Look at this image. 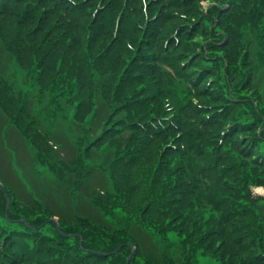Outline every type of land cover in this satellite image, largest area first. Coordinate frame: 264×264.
Here are the masks:
<instances>
[{
	"label": "rangeland",
	"instance_id": "1",
	"mask_svg": "<svg viewBox=\"0 0 264 264\" xmlns=\"http://www.w3.org/2000/svg\"><path fill=\"white\" fill-rule=\"evenodd\" d=\"M102 1H106L104 5L109 3L108 0H22L20 4L6 5L5 9L0 8V78L2 79L0 93L3 94L7 102V105L4 106L3 101L0 100V179L14 187L17 192L14 197L11 192L7 191V186H1L5 190L6 196L5 210H3L5 215L11 214L16 219L26 218L35 221L41 214L50 215L48 213L50 209L62 212L63 215L68 216V219L72 212L89 216L99 226L96 229L95 237L103 239L116 236V243L122 247H128L124 253V263L126 262V264H130L133 257L135 262H138L137 264H156L145 254L155 255L157 258L160 255L162 260L160 264H174L175 258L184 260L183 253L179 256L177 251L179 249L182 252H184L183 249L187 250L190 246L187 242L189 243L190 240L197 248L194 252L195 256L192 257L189 264H247L256 261V259L259 260L257 250L252 252L251 250L259 248L264 254V230H261L262 232L255 242L247 244L248 237H240L244 231L236 230L238 226L234 227L238 221L231 223L224 218L227 211L225 200L228 192L225 189L236 188L235 176L243 174L241 171L234 170L235 168L231 170L232 168L226 167L243 155L240 147L251 137L249 131L234 130L233 137H230L228 141L232 143L234 150L226 155V161L222 165H217L209 170L205 169L206 162L198 161V158L204 154L215 153L218 146L213 144L212 149L196 151L192 157L191 152L184 148L181 141L184 132H192L193 126H187L188 123L184 130L176 129L171 136H153L149 144L143 142L145 135L135 136L139 129L142 130L140 133L146 130V134L154 135L151 128L142 126L150 121L153 123L159 117L175 118L179 108L172 97L156 94L158 83L154 82L155 79L152 76L144 74L142 67H136L137 62L128 63L133 61L136 52L121 51L112 60L114 63L116 61V64L105 73H100L95 66L88 64L89 58L84 56L86 54L83 51V35L85 28L90 27L92 17L99 13L98 9L102 5ZM212 3L214 0H199L198 4L196 3L188 10L193 12L192 9H194L197 18L199 17L198 12L207 13ZM89 5L90 7H88ZM83 8H86L84 11L86 15L80 18L79 15ZM188 10H180L179 20H175L177 24L189 19L183 15L185 13L189 15L190 23L192 22L193 15ZM109 13L106 10L100 14L103 16ZM68 16L73 18V22L68 21ZM22 18H24V23L18 26L19 20ZM247 20L253 21L249 17ZM15 26H18L17 29ZM225 26L228 27L227 30L230 31L228 35H232L234 43L241 39H257L256 34L261 35L264 32L262 24L257 25L255 29L248 22L238 29H232L227 24ZM52 31L55 32V37L60 34L64 36L69 59H75L82 73L85 71L90 81L92 80V85H89L86 90L90 100L98 99L97 105L92 102L81 105L79 100L64 102L65 98H76L68 93L64 83L60 82V78L56 76V69L64 72V61L55 60L57 65L54 64V67H50V69L45 65L46 70L44 71L47 73L37 81L28 78L26 68H30L29 65H26L16 50H13V47L19 42L18 37L21 36V42L29 45L34 43L33 39L24 35L27 32L35 33L39 40H43L46 34ZM108 31L111 30L108 28ZM195 33L192 36L193 44L189 49L190 54L199 52L200 45L207 38H213L207 32ZM25 38L28 40L26 43L24 42ZM124 42L127 46L132 44L129 41L124 40ZM4 45L9 46L12 51L9 52ZM42 48L43 46H39V52ZM187 51V48L180 50V52ZM261 51L263 48L259 44L254 45L251 50V53H254L252 58L255 59L254 61L250 60L249 68L253 71L244 72H250L252 81L247 83L246 90L242 94L254 97L257 104L264 107V60L260 57ZM215 52L216 49L213 48L212 53ZM220 53L223 54L224 51L222 53L221 50ZM127 64L130 66H126ZM221 70L223 71L222 68ZM167 71L174 75L172 68L167 67ZM139 72H143V75L137 76L136 74ZM30 75H33L32 69ZM33 76L36 80L37 76ZM246 76L248 75L246 74ZM211 78L213 76L208 79L210 88H212L211 94L202 92L206 86L201 81L197 85L196 91L195 88L190 87L185 93L176 97L179 106H187L185 112H188L191 106V110L204 123L207 120L202 119L201 116H204L208 110L195 111L199 105L204 107L226 105L218 97L221 83L218 80H211ZM177 80L178 78L172 79L170 84ZM126 86L128 89L125 90ZM177 87L179 90L182 89V84ZM129 88L132 91H128ZM253 90L254 92H252ZM114 92H120L123 97L115 104L108 106L105 100L110 99ZM6 94L8 97H5ZM59 94L62 97L59 99L61 104L56 107L54 106V97ZM243 107L249 108L248 106ZM97 109L106 114L109 113V109H114V111L111 112L109 119L108 117H99L101 122L94 123V113ZM185 112L181 111L180 117L189 122L188 113ZM236 112H240V109H237ZM12 118L16 122V127L7 124ZM24 118L34 121L42 135H36L34 129L27 126ZM23 130L27 132V136L31 138L35 147L28 144L25 138L27 136H24ZM220 130L214 137L213 143L220 142L224 138V133ZM181 132L182 134L179 135ZM258 135H260L259 132ZM237 136H242V138L239 139ZM236 138L240 145L234 144ZM46 143L52 148L47 147ZM39 147H42L44 154L42 158L35 161L34 157L36 152H39ZM255 148H259V146L255 145ZM137 156H139V162H136L138 165L135 163V167H133L132 163L129 167L132 157L137 158ZM244 157L250 159L245 155ZM61 158L66 165L54 163ZM163 160L169 162L167 171L170 174L173 168H176V173H179L177 182L179 181L180 184L176 191H181L179 194L185 193L180 195L184 197V203L180 204V208L187 214L188 221H196L200 224V234L190 231L192 223L179 221V218L174 217L173 211L167 213V205L163 211H157L156 208L162 204L159 200V205L152 203L151 207L161 215L147 216L146 214L143 216L148 227L146 233L149 234L144 235L136 226L133 229V232L143 240L141 248L133 240L134 238L124 234L129 232L126 229L135 221L131 215L135 213L140 215L142 213L140 210L150 206L151 203L147 197L144 202L141 200L143 198L134 200L133 186L139 181V169L142 170L149 166V169L156 170L158 166L162 165ZM234 167L236 166L234 165ZM259 167H261L260 171L257 168H252L251 171L244 173V176L256 179L254 185L248 189L251 191L248 192V197L240 199V203L243 207L256 213L261 222L260 226L263 228L264 222L256 212V206L259 197L264 199V163ZM243 168H245L244 165ZM129 169H133L130 176H128ZM162 169L159 171L163 172ZM199 169L201 177L199 183L191 187L185 186L184 181L188 180V176H191L192 170L197 175ZM221 173L224 175L220 176ZM165 181L166 178L163 182ZM228 182H230V188L227 185ZM216 185L225 187L223 194L213 190ZM131 189L133 192L130 195ZM161 189L164 190L163 187ZM190 190H193L192 193H189ZM237 190L239 193H246V183L242 190ZM135 194L137 193L135 192ZM159 195L161 194L159 193ZM251 196L253 198L250 202ZM164 198L167 199V196L164 195ZM22 199L27 200V202L24 201L27 204L26 207H24V202L19 204L16 202L22 201ZM146 201L149 203L147 204ZM261 203L263 204V201ZM135 210L137 211L134 212ZM143 214L145 213L143 212ZM44 221L46 223L42 225H54L58 230L63 224L61 219L51 216L50 218L45 216ZM159 221L167 229L164 232L154 233L149 224ZM99 222L101 224H98ZM76 225L78 224L76 223ZM104 226L107 227V231ZM163 226L161 227L164 228ZM79 229L84 230L85 226L81 223ZM89 229L95 230L92 226ZM224 233L228 236L226 241L222 239ZM253 237L255 238V236ZM240 240L241 243H238ZM161 242H165L169 249L157 245ZM154 244L161 248V251L163 250L162 254ZM234 246L239 250H233ZM242 246H248V248L244 250ZM145 249L147 251L144 254ZM164 252L167 253V256H163ZM172 254L176 256L173 257ZM261 260L263 263L260 262V264H264V257Z\"/></svg>",
	"mask_w": 264,
	"mask_h": 264
},
{
	"label": "trees",
	"instance_id": "2",
	"mask_svg": "<svg viewBox=\"0 0 264 264\" xmlns=\"http://www.w3.org/2000/svg\"><path fill=\"white\" fill-rule=\"evenodd\" d=\"M21 1L22 0H0V8L5 9L7 7L6 5L20 4L22 3ZM198 1L199 0H108L109 3L106 5H104L106 1H102V5L99 6L98 9L99 13L92 17L90 27L87 26L84 31L83 51L86 54L84 56L89 58V60H87L89 65L95 66L100 73H105L107 72L106 70L111 69L114 64H116V61L114 63L112 60L121 51L136 52L133 61H129L128 63L134 64L137 62L138 65H135L136 67H142L144 74L152 76L155 79L154 82L158 83L156 94H165L175 99L179 108L178 115L175 118L159 117L153 123L150 121L146 123L145 126H142L143 128H151L154 131V135H149L146 134V130L140 133L142 130L139 129V132L135 134V136L145 135L146 137L143 139V142L145 141L149 144L153 136H171L176 129L184 130L188 123L187 126H193L191 128L192 132H184L181 141L184 148L191 152L192 157L195 155L196 151L212 149L213 144L218 146L215 153L211 152L209 154H204L198 158V161L204 160L206 162L205 169L209 170L217 165H222V163L226 161V155L234 150L232 148V143L228 142L230 137H233L234 130H242V132L245 130L249 131L251 137L240 147L243 155L233 164L226 167L228 169L232 168L231 170L235 168L234 170L243 173L240 176L238 174L235 176L237 180L236 188L231 190L216 185V188L213 189L216 192H221V194L224 193V189L228 191L225 200L227 211L224 218L231 223L238 221L234 227L238 226L239 228L237 227L236 230L244 231L240 237H248L246 243L249 244L255 242L257 237L260 236L261 230H264V224L262 228L256 213H253L251 209L247 207H243L240 203V199L248 197V192H251L248 189L251 185H254L256 179L250 178L247 175L244 176V173L251 171L252 168H257V170L260 171L261 167H259V165L264 163V107L257 104L254 97L244 96L242 92L246 90L247 83L249 81L251 83L252 81L250 72L245 73L244 71H253L249 68L250 60L254 61L255 59L252 58L254 53H251L253 46L258 44L261 45L263 48L261 52H264V32L261 35L256 34L257 39H241L234 43L232 35H228L230 31L227 30L228 27L225 25L227 24L232 29H238L240 26H243L245 22H248L249 25H252L253 29L261 24L264 28V0H214V3L210 5L207 13L202 14L198 12L199 17L196 18V11L192 9V12L188 9L190 7L192 8L196 3L198 4ZM88 7H90V5ZM85 9L86 8H83L81 10L79 15L80 18L86 15L84 13ZM106 10L110 13L101 16L100 13ZM180 10H188V12L193 15L191 23L189 20L190 17L186 13L183 15L188 17V20H184L180 22V24L175 22L176 19L179 20L178 16L181 15ZM248 17L253 21H248ZM67 19L69 22H73L72 17L68 16ZM23 23L24 18L19 20L18 26ZM18 26H15V28L17 29ZM108 28L111 31H108ZM195 32L199 34L207 32L213 38H207L200 45L199 52L190 54L189 49L193 44L192 36ZM21 33L23 34V32ZM49 34L50 36H48ZM54 34V31L51 33L49 32L43 40H39L35 33L27 32L24 35L33 39L32 42L34 43L29 45H25L21 42V36L18 37L19 42L13 47V50H16L24 63L29 65L30 68H26L28 78L32 81H37L43 74L47 73L44 71L46 70L45 65L50 69V67H54V64L57 65L56 61H64V72L56 69V76L60 78V82L64 83L68 93L76 96L75 99L65 98L64 102H68V100L70 102L79 100V104L81 105H86L88 102L97 105L98 99L90 100L86 90L89 85H92V80L90 81L85 71L82 73L75 59H69V51L68 48L65 47L64 36L60 34L55 37ZM24 40L25 43L28 41L27 38ZM124 40L132 44L127 46ZM39 46H43L40 52ZM4 47L9 52L12 51L9 46L4 45ZM184 48H187L188 51L180 52V50ZM213 48L216 49L215 53H212ZM221 50L222 53L224 51L225 54H221ZM261 52L260 57L264 60V53ZM126 66L130 65L127 64ZM167 67L172 68L174 75L167 71ZM31 69L33 75L37 76L36 80L33 75H30ZM246 74L248 76H246ZM136 75H143V72H139ZM210 76H213L211 80H218L219 83H221L218 97L221 101L223 100L226 105L222 107H204L199 105L195 111L197 110L200 112L204 109L208 110L204 116H201L202 119L207 120L204 123L200 121L195 112L191 110V106L188 112H185L187 106H179V101L176 97L185 93L190 87L195 88L196 91V87L201 81L202 83L204 82L206 86L202 92L211 94L212 88H210V83L208 82ZM176 78H178V80L170 84V81ZM30 79H28V81H30ZM1 80L0 78V81ZM52 82H54L53 79ZM180 84H182V89L179 90L177 85ZM126 89H128L127 86L125 90ZM128 91H132V89L129 88ZM252 92H254V90ZM57 93L59 92L57 91ZM5 97H8L7 94ZM122 97L120 92H114L112 97L105 101L108 103V106H111ZM59 99H62L60 94L54 97V106L57 107L61 104ZM0 100L3 101L4 106L7 105L2 93H0ZM3 105L1 106L3 107ZM243 106H248L249 108ZM237 109H240V112L237 113ZM109 110V113L106 114L103 113L102 110L99 111L97 109L94 113V123L101 122L99 121V117H108L109 119L114 109ZM181 111L188 113L189 122L184 121L182 117H180ZM233 112L234 114H232ZM24 120L29 128L34 129L36 135H42V132L38 131V125H36L34 121L28 118H24ZM8 122L7 124L9 126L16 127V122L13 118ZM215 122L216 124H214ZM211 124L214 125L211 126ZM219 129H221L220 132L222 131L224 133V138L220 142L213 143L214 137L219 133ZM23 131L24 136H27V132L25 130ZM258 132L260 135H258ZM181 134L182 132L179 135ZM237 137L239 139L242 138V136ZM25 138L30 146H36L29 136ZM234 144L240 145L237 143V138ZM255 145L259 146V148H255ZM46 146L52 148L48 143H46ZM43 154L44 150L42 147H39V152H36V156L34 157L35 161L42 158ZM244 155L250 159L245 158ZM138 157L139 156H137V158L132 157L129 167L132 163L134 164L133 167H135V163L137 161L139 162ZM58 160L59 161H54V163L57 165H66L63 158ZM136 164L138 165V163ZM161 164L162 165L158 166L156 170L149 169V166L142 168V170L139 169V181L133 186L137 193L135 194L134 192V200L143 198L141 200L144 202L145 197H147L151 203L150 206H147L149 202L146 201L147 207L145 206L146 208L140 210L142 211L140 215L137 213L131 215L135 221L126 229L129 232L124 234L130 238H134L133 240L136 241L141 248V241L143 240L138 234L133 232V229L136 226L144 235L149 234L146 233V230H148L147 223L143 220V216L146 214L147 216L161 215V213L157 211H163L165 205H167V213L173 211L174 217L179 218V221L190 222L187 220V214L180 208V204L182 205L184 203V197L180 195H184L185 193L182 192V194H179L181 191H176L179 188L178 184H180L179 181L177 182L179 173H176V168H173L171 170V175L170 172L167 171L169 162L163 160ZM234 165L236 167H234ZM243 165L245 168H243ZM159 168H163V172L159 171ZM136 170H138V167H136ZM131 173H133V169H129L128 176H130ZM223 175L224 173H221L220 176ZM165 178L166 181L163 182ZM200 179V169L197 170V175L195 171L192 170L191 176H188V180L184 181V185L191 187L199 183ZM245 183L247 192L239 193L237 189L242 190L245 187ZM227 185L229 188L231 187L230 182H228ZM1 186H7V191L11 192L13 196L17 193L14 187L0 179V264H126V262L124 263V253L128 247H122L117 255L107 254L120 247V245L116 243V236L103 239L95 237L96 229H98L97 227L99 226H97V222H94L89 216L72 212V215L68 219V216L63 215L62 212H55L50 209V212H48L50 215L47 213L41 214L35 221L26 218L16 219L11 214L5 215L3 210H5L6 196L5 190ZM161 187H163L164 190H162ZM190 191L189 193H192L193 190ZM132 192L133 190L131 189L130 195ZM159 193L161 195H159ZM137 195L138 197H136ZM164 195L167 196V199L164 198ZM252 198L253 196L250 197V202ZM159 200L162 204L159 208H156V211L151 205L152 203L159 205ZM24 201L27 202V200L24 199L16 202L19 204ZM262 201L263 204L261 203ZM26 205L25 203L24 207H26ZM94 207L97 208L96 206ZM97 209L99 210V208ZM136 211L137 210L134 212ZM143 212L145 214H143ZM256 212L264 222V199L260 197L258 198ZM45 216L48 218H50V216H59L63 223L60 230L63 231L58 230L54 225H42L46 223V221H44ZM225 222H223V224L226 225ZM76 223L78 225L75 226ZM81 223L85 226L84 230L79 229ZM190 223L193 225L190 231L200 234V224L196 221ZM98 224L101 223L99 222ZM90 226L94 227L95 230L89 229ZM149 226L154 233L164 232L167 229L163 226L161 221L149 224ZM104 228L107 231V227L104 226ZM79 234L83 237H79ZM253 236H255V238ZM81 238H83L82 242ZM227 238V234L224 233L222 239L226 241ZM238 243H241V240L238 241ZM187 244L190 245L187 250L183 249L184 252H182V250L179 249L177 251L179 256L183 253L184 260H176L175 258L174 264H186L187 262L189 264V261H192L197 247L191 240L189 243L187 242ZM157 245H162L165 246V249H169V247L165 245V242H161ZM157 245L154 244L156 249L162 254L163 250L161 251V248H158ZM246 248H248V246H242V249L245 250ZM234 249L235 251L239 250L236 246H234L233 250ZM253 250H257V255L260 259L248 262L247 264L263 263L261 258L264 257V254L259 248H253L251 252ZM146 251L147 249H145L143 253L145 254ZM145 255L155 261L156 264L162 262L160 255H158V258L155 255ZM163 256H167V253L164 252ZM172 256L175 257L176 255L172 254ZM186 259L187 261H185ZM131 261L133 263L131 262L130 264L138 263L135 262L134 257L131 258Z\"/></svg>",
	"mask_w": 264,
	"mask_h": 264
}]
</instances>
